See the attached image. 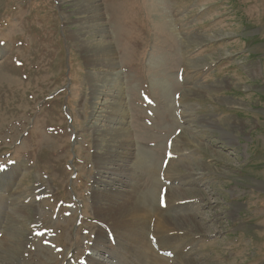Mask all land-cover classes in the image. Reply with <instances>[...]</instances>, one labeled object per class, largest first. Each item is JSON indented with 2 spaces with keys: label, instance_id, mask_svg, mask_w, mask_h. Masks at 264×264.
I'll use <instances>...</instances> for the list:
<instances>
[{
  "label": "rangeland",
  "instance_id": "374dc122",
  "mask_svg": "<svg viewBox=\"0 0 264 264\" xmlns=\"http://www.w3.org/2000/svg\"><path fill=\"white\" fill-rule=\"evenodd\" d=\"M0 166V264H264V0H0Z\"/></svg>",
  "mask_w": 264,
  "mask_h": 264
},
{
  "label": "bare ground",
  "instance_id": "6f19581e",
  "mask_svg": "<svg viewBox=\"0 0 264 264\" xmlns=\"http://www.w3.org/2000/svg\"><path fill=\"white\" fill-rule=\"evenodd\" d=\"M85 2V1H84ZM84 4V3H83ZM88 4H90V3H88ZM85 5V4H84ZM85 7V6H84ZM86 8V7H85ZM88 8V7H87ZM81 9V8H80ZM89 9V8H88ZM92 9L94 10V9H98V7L96 6V5H94L93 7H92ZM86 10V9H85ZM79 11V10H78ZM103 17H101V15H100V13H99V11L98 12H96L94 15H91L88 19L89 20H92L93 22H94V27L96 26H99V25H101L100 24V22H101V19H102ZM87 19V20H88ZM103 20V19H102ZM79 23V22H78ZM86 24V23H85ZM90 24V23H89ZM93 26V25H92ZM82 28V27H81ZM104 29V28H103ZM84 30V29H83ZM92 32V31H91ZM87 33V32H86ZM78 37V36H77ZM79 39H80V37H79ZM87 41V40H86ZM87 44L88 43H86V46H87ZM96 44V43H95ZM89 45H91V44H89ZM88 45V46H89ZM102 46H103V49L101 50V51H99V53H96L95 54V57H93L92 59H90L91 61H92V63H93V61H95V62H106L107 63V65L109 66V65H112V63H110L109 62V60L111 59V57H112V52L111 51H108L107 50V48H108V44H102ZM94 49V48H93ZM98 50V49H97ZM119 72H115L114 74H113V82L115 81V79H118L119 77H118V74ZM90 81H92V80H90ZM94 81V83L96 84V86H99V84H101V85H103V80H102V78H99V77H97L96 79H94L93 80ZM105 81V80H104ZM114 83H117V82H114ZM111 84V83H110ZM115 86V85H114ZM101 87V86H100ZM118 96H120L121 98L119 99V102H117V109H118V113H121L120 112V110H123V97L121 96V94H118ZM125 111V110H124ZM124 111H122V113L123 114H125L124 113ZM117 132H118V134L120 135V137H122V138H124L125 140H127L128 139V135H129V132H128V130H126L125 128H123V129H120V130H117ZM124 140V141H125ZM127 152H128V150H127ZM129 153V152H128ZM141 157V156H140ZM143 158V157H142ZM136 160H137V162H139V163H141L143 160L142 159H140V158H136ZM3 173V172H2ZM2 173H0V174H2ZM4 176V175H3ZM128 191V190H127ZM129 194V193H128ZM127 195V194H126ZM125 195V196H126ZM130 196V195H129ZM138 197V196H137ZM137 197H133V199H132V202H131V206L133 207V209L134 210H132L135 214H133V215H131L130 216V219H132L127 225H125V224H123L122 222H121V220H122V218H121V220H119V218H120V215H115V216H113V220H114V225H115V228L118 230V234L120 233L125 239H127L129 242H130V244H133V246H136V244H141L142 245V247H139L138 245V247L140 248V250L141 251H143L145 254L144 255H147L148 257L149 256H152L151 255V252H150V250H152L151 248H150V246H149V249H148V246H147V244H145L144 243V240H143V237H144V232H140V231H142L140 228H139V226H141V225H143V223H140L139 224V221L141 222V221H145V220H147V217L145 216V215H147V209H146V207H145V204H144V202H143V200L141 199V198H137ZM166 200V199H165ZM113 201V200H112ZM117 202V201H116ZM166 202V201H165ZM127 203V202H126ZM116 205V204H115ZM120 206H122V205H120ZM128 207V206H127ZM130 207V206H129ZM111 208V207H110ZM125 208V207H124ZM143 208H144V210H143ZM118 209V208H117ZM116 209V210H117ZM123 209V208H122ZM143 211V212H142ZM128 212V211H127ZM118 214V213H117ZM146 217V218H145ZM124 218V217H123ZM138 219H139V221H138ZM125 221V220H124ZM135 221H136V223H135ZM138 221V222H137ZM158 224H156L157 226H156V229H158L157 227L159 226V230H162L161 232H163V229L164 230H166V231H169L171 228H169V226H172V223H176L177 224V222L176 221H174L173 219L171 220V219H167V218H163V217H161V218H159L158 219ZM118 222H119V224H118ZM146 223H147V221H146ZM119 226V227H118ZM173 226H175V225H173ZM140 230H138V229ZM145 228V227H144ZM178 229V228H177ZM160 232V231H159ZM168 233V232H167ZM156 237V236H155ZM168 237V239H169V241H166L168 244H171V242H173V239L175 238V237H173V235H171V236H167ZM110 238V237H109ZM112 238V237H111ZM163 239H164V237H163ZM113 240V239H112ZM153 241H154V243H155V241H156V239L154 240V238H153ZM158 241L163 245V246H165L166 247V249H169V247L166 245V242L165 243H163L164 241H162L161 240V238L159 237L158 238ZM158 241H156V242H158ZM128 242V243H129ZM136 243V244H135ZM130 248V247H129ZM164 248V247H163ZM144 249V250H143ZM147 249V250H146ZM100 250V249H99ZM98 250V251H99ZM94 251H96V253H97V248L95 247V248H93V251L91 252V254H89L87 257H86V263L85 264H107L106 263V259H103V260H99L98 258L96 259L94 256H93V253H94ZM159 251H161L160 249L159 250H157V254H161L162 253V251H164V250H162L161 251V253H159ZM165 251H169V250H165ZM170 252V251H169ZM154 254V253H153ZM156 257H158L159 258V256L158 255H156V256H154V260H156V261H158V262H160L159 261V259H157ZM147 258V257H146ZM165 262V261H164ZM163 262V263H164ZM165 264V263H164Z\"/></svg>",
  "mask_w": 264,
  "mask_h": 264
}]
</instances>
